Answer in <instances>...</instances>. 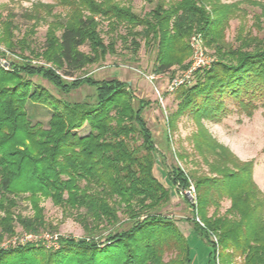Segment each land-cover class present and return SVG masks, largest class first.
Instances as JSON below:
<instances>
[{"label": "trees", "instance_id": "trees-1", "mask_svg": "<svg viewBox=\"0 0 264 264\" xmlns=\"http://www.w3.org/2000/svg\"><path fill=\"white\" fill-rule=\"evenodd\" d=\"M154 1L143 16L118 0L37 2L25 16L34 24H47L40 50L30 47V32L15 42L12 19L0 21V42L22 59L11 61L8 68L0 63V243L14 235L16 225L35 234L56 229L46 222L40 198H50L65 212L83 209L76 218L84 229L79 238L57 237L58 249L46 248L41 241L0 246V264H190L187 237L163 209L171 199L170 187L184 189L192 180L197 201L189 206L200 216L192 228L212 246L215 264L216 258L224 264H235L237 258L240 264H264V193L253 180V161H240L203 131L207 139L196 133L194 142L199 151L213 156L208 165L216 175L190 176L182 167L169 165L165 186L154 173L157 149L142 113L146 101L134 103L135 96L116 77H62L114 53L118 37L134 46L137 39L155 44V71L165 72L182 60L185 38L198 31L216 60L208 69L197 70L193 83L175 90V115L188 113L198 124L202 118L219 121L230 104L247 116L264 106V23L260 14L252 17L251 26L263 31L254 35L240 6L257 1ZM96 16L108 21L107 43ZM239 16L234 42H228L224 30L231 17ZM120 25L126 30L123 35L117 33ZM86 42L91 54L80 50ZM31 58L56 68L32 64ZM33 76L48 80L62 94L82 84L93 91L90 99L70 101L33 87ZM28 100L51 108L46 127L30 123ZM84 123L89 132L80 136L76 130ZM224 196L230 205L219 214V198ZM20 197L29 200L32 215L15 210ZM209 205L216 208L211 215ZM168 252L171 256L164 260Z\"/></svg>", "mask_w": 264, "mask_h": 264}, {"label": "rangeland", "instance_id": "rangeland-1", "mask_svg": "<svg viewBox=\"0 0 264 264\" xmlns=\"http://www.w3.org/2000/svg\"><path fill=\"white\" fill-rule=\"evenodd\" d=\"M118 1L121 4L128 5L132 12L140 16L146 15L155 4L154 0ZM236 1L240 0H220L221 3H233ZM255 1L259 5L249 3H242L240 5L244 12V15L241 17H243L247 28H252L251 32L254 35L262 36L263 31L251 25L254 21L252 17L258 14L261 16L260 22L264 23V13L261 14V11L264 10V0ZM37 2L46 4L52 3L53 0H0V21L5 18L12 19V39L15 42H18L25 32H30V47L40 50L43 47L47 24L43 21L34 24L33 20L25 16V13L31 10ZM61 10V7L55 8L57 12ZM95 18L100 21V34L104 42L107 43L110 38L107 32L108 21L101 20L98 16ZM240 21V16L229 19L228 25L224 30L226 41L234 42ZM125 31L124 25H120L117 29V33L120 35H123ZM1 35L2 28L0 25ZM137 41L138 45L134 46L130 44V41L124 42L118 37L114 53L107 52L103 58L74 71L72 76L62 75V77L67 81L85 76L94 79L116 77L124 82L127 90L135 96L133 99L134 103L136 99H144L146 101V106L142 113L148 127L151 129L157 149V163L155 164L154 173L157 179L165 186L169 187V180L164 173L165 166L169 165L176 164L182 167L190 176L206 175L212 177L216 175V172L212 171L208 165V161H212L213 156L206 150L199 151L194 142V136L197 134L199 139H207L204 135H201L204 131L205 134L209 135L207 137L229 150L240 161H253V180L264 193V106L260 105L250 116H247L242 112H238L230 104V110L219 121L202 118L198 124L188 113L175 115L174 112L177 109V100L174 96L175 90L181 85L193 83L195 80L194 73L197 70L209 68L216 60L214 50L206 45L202 33L194 31L184 40L187 47L185 53L182 55V60L179 63H173L165 72H156L155 67L158 63L156 60V45L152 43L145 44L144 39H137ZM0 50L2 52L0 63L5 68L11 65V61L17 60L18 62L22 60L15 55L17 52H9L5 48V44L1 42ZM80 50L91 54L90 46L87 42L80 46ZM25 53L28 54L29 50H26ZM198 57L203 58L206 64L195 66ZM31 63L46 68L55 67L50 62L41 58H31ZM57 72L60 73V69H57ZM175 79H180L183 82L174 87L173 90H169V84ZM31 80L33 87L37 86L46 89L54 96H61L70 101L90 99V94L93 91V88L89 85L82 84L70 93L62 94L48 80L43 79L41 76H33ZM25 109L31 124L47 126L52 110L45 103L28 100L25 104ZM76 131L80 136L86 135L89 132V125L84 123ZM204 148L207 149L206 146ZM170 190L171 199L169 204L163 209V212L170 215L177 222L183 234L186 235L190 249V264H215L213 256L210 254L212 246L206 243L199 233L192 228L193 220H200V216H196L195 211L193 212L189 206L190 203L196 205L197 201V190L195 189L193 180L184 189L171 186ZM38 203L43 208L46 222L54 225L56 229L42 230L40 233L35 234L24 232L20 225H16L14 235L12 237H4L0 243L1 247L6 248L13 243L23 244L31 242L38 244L41 241L46 248L58 249L59 242L57 239L60 236L79 238L84 235V229L76 218V214L83 212V209L77 211L72 209L65 212L60 207L54 205L50 198H40ZM229 205L230 200L228 197L219 198L218 213L223 214ZM215 209V205H209L207 215H211ZM15 210L21 215L29 216L34 213L29 200L23 197L18 198ZM25 235L29 240L27 242H19L21 241L20 238ZM212 235L216 238L217 243H214L217 248V235L214 233ZM170 256L171 253H166L164 260H167ZM234 263L240 264V259H235ZM216 264L224 263L220 259L218 261V258H216Z\"/></svg>", "mask_w": 264, "mask_h": 264}, {"label": "built area", "instance_id": "built-area-1", "mask_svg": "<svg viewBox=\"0 0 264 264\" xmlns=\"http://www.w3.org/2000/svg\"><path fill=\"white\" fill-rule=\"evenodd\" d=\"M201 53H202V52H201ZM202 54H203V53H202ZM205 64H206V63L204 62V59L201 58V57H198L197 61L195 62V66H198V65L203 66V65H205ZM195 66H194V68H195ZM191 69H192V68H191ZM191 69H190V70H191ZM182 82H183V81L180 80V79H175L174 81H172V82L169 84L168 89H169V90H173L174 87L180 85ZM158 93H159V92H158ZM191 197H192V196H191ZM197 219H198V218H197ZM198 221H199V220H198ZM211 237H212V240H213L215 243H217V242H216V238H215V236L212 235ZM20 240H21V241H19V242H27V241L29 240V238L25 235L24 237H21Z\"/></svg>", "mask_w": 264, "mask_h": 264}]
</instances>
